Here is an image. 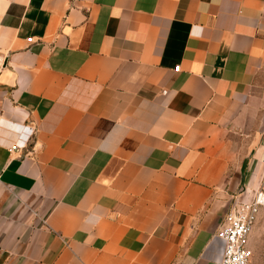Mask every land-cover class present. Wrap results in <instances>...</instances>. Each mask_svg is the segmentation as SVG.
<instances>
[{"label": "crops", "instance_id": "0c3cea01", "mask_svg": "<svg viewBox=\"0 0 264 264\" xmlns=\"http://www.w3.org/2000/svg\"><path fill=\"white\" fill-rule=\"evenodd\" d=\"M263 168L264 0H0V264H219Z\"/></svg>", "mask_w": 264, "mask_h": 264}, {"label": "built area", "instance_id": "2783aa9c", "mask_svg": "<svg viewBox=\"0 0 264 264\" xmlns=\"http://www.w3.org/2000/svg\"><path fill=\"white\" fill-rule=\"evenodd\" d=\"M262 206L264 192L258 190L250 199L237 200L228 208L216 232L222 242L219 264H250V236Z\"/></svg>", "mask_w": 264, "mask_h": 264}, {"label": "rangeland", "instance_id": "374dc122", "mask_svg": "<svg viewBox=\"0 0 264 264\" xmlns=\"http://www.w3.org/2000/svg\"><path fill=\"white\" fill-rule=\"evenodd\" d=\"M262 179L259 180L256 191L261 190L264 192V168L261 175ZM241 188V186H240ZM253 195L255 194V192ZM252 192L248 193L244 189H239V201L250 199L253 195ZM250 264H264V206L259 210L257 219L250 236Z\"/></svg>", "mask_w": 264, "mask_h": 264}]
</instances>
